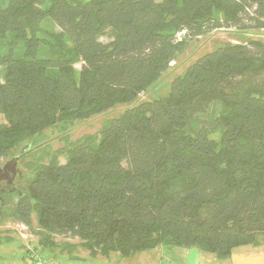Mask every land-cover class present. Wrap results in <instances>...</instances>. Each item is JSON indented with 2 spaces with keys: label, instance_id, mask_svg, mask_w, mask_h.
Returning a JSON list of instances; mask_svg holds the SVG:
<instances>
[{
  "label": "trees",
  "instance_id": "obj_1",
  "mask_svg": "<svg viewBox=\"0 0 264 264\" xmlns=\"http://www.w3.org/2000/svg\"><path fill=\"white\" fill-rule=\"evenodd\" d=\"M223 28L264 29V0H0V163L134 100L190 39ZM27 165L0 185V221L8 210L38 235L25 264L72 263L68 237L120 257L163 244L226 258L264 242V42L219 45L166 95Z\"/></svg>",
  "mask_w": 264,
  "mask_h": 264
},
{
  "label": "rangeland",
  "instance_id": "obj_2",
  "mask_svg": "<svg viewBox=\"0 0 264 264\" xmlns=\"http://www.w3.org/2000/svg\"><path fill=\"white\" fill-rule=\"evenodd\" d=\"M48 27L52 28V23H48ZM112 32L111 29L105 30L99 36V39L103 42L109 41L113 36ZM249 39H260L264 42V29L247 31L229 28L214 29L202 34V36L192 38L190 39L187 48L182 53H179L176 59L170 63V67L161 74L146 91L141 92L134 100L126 103H117L111 108L87 118L76 119L70 124L65 132L54 127L44 130L42 135H40V133L36 134L28 139V141L31 142L34 141L35 137V145H32L35 149L33 150L32 146L27 145V149L31 148L29 150L30 153L34 151L32 156L30 153L22 152V150H20L19 147L24 144V141L21 142L20 146L13 151L11 156L5 159L7 160L12 157H17L16 167L20 170L21 179L19 180V176H17L15 178V183H17L18 180L20 182L24 181L23 177L30 173L27 165L30 158L35 160V162H38V160H41V162L47 161V153H50L52 150L64 144L78 142L86 135L98 132L103 124L121 114L126 108L136 105L143 100L166 95L169 90L170 81L176 75L182 73L186 67L200 55L214 50L225 42H245ZM75 68L79 70L80 63H76ZM217 136L218 135L216 134L214 137ZM22 148L23 147H21V149ZM27 149L25 150L27 151ZM60 160L64 161V157H60ZM4 162L5 161H1L0 165ZM6 212H8V210H5V215H8V217L4 221H0V264H25L22 259L27 254L31 257L30 254L33 253V250L27 251V248L29 247L27 246V243L33 245L32 248H35L37 251L40 248L37 238L38 235H36L31 229H26L23 224L13 221ZM35 220L36 219H34V222ZM60 238V236H57L55 239L60 240ZM64 241L74 244V247L71 248L70 256L71 254L72 256H76L77 258H74V260L78 264H160L161 258L159 255L163 253L155 251L158 250L157 247L155 249L139 252L126 259H119L118 257H115V254L110 257H104L102 255L95 257L89 255V251L78 243V238L68 237ZM23 243L26 244V248L23 247ZM39 253L40 251H38V254ZM45 255L47 256L46 253ZM164 258L165 256H163V259ZM219 262V264H228L226 261ZM45 263H47V259H45Z\"/></svg>",
  "mask_w": 264,
  "mask_h": 264
},
{
  "label": "crops",
  "instance_id": "obj_3",
  "mask_svg": "<svg viewBox=\"0 0 264 264\" xmlns=\"http://www.w3.org/2000/svg\"><path fill=\"white\" fill-rule=\"evenodd\" d=\"M229 29H233V28H229ZM155 248L158 249L155 251L163 252L162 254L159 255V257L161 258L160 264H205V263L219 264L220 263L219 261H226V263L228 264H264V242L258 244H244L236 248H233L231 252H229L230 255L226 258H220L211 252L200 251L195 247L185 248L182 246L161 244L151 249H155ZM151 249H147V250H151ZM113 254H115V257H118L119 259H126L135 255L133 254L128 257H120V255L117 252H112L107 257H110ZM97 256L100 255H96L95 257ZM163 256H165L164 259ZM68 258L73 262L70 263V261H63L60 264H78L74 260V258H77L76 256H72V258L68 256ZM46 259L48 264H59L60 262V261L56 262L57 259H52L48 257H46Z\"/></svg>",
  "mask_w": 264,
  "mask_h": 264
},
{
  "label": "water",
  "instance_id": "obj_4",
  "mask_svg": "<svg viewBox=\"0 0 264 264\" xmlns=\"http://www.w3.org/2000/svg\"><path fill=\"white\" fill-rule=\"evenodd\" d=\"M17 157L7 159L2 165H0V181L4 180L7 183H11L16 173L20 174V170L16 167ZM9 173H11L9 175ZM9 175V176H8Z\"/></svg>",
  "mask_w": 264,
  "mask_h": 264
},
{
  "label": "built area",
  "instance_id": "obj_5",
  "mask_svg": "<svg viewBox=\"0 0 264 264\" xmlns=\"http://www.w3.org/2000/svg\"><path fill=\"white\" fill-rule=\"evenodd\" d=\"M26 227V226H25ZM27 229V227H26ZM28 250H33V253L30 254L31 256H37L36 254H38L37 250L33 249L32 246L28 247ZM29 256V255H28ZM39 264H42V263H39Z\"/></svg>",
  "mask_w": 264,
  "mask_h": 264
},
{
  "label": "flooded vegetation",
  "instance_id": "obj_6",
  "mask_svg": "<svg viewBox=\"0 0 264 264\" xmlns=\"http://www.w3.org/2000/svg\"><path fill=\"white\" fill-rule=\"evenodd\" d=\"M5 161H6V160H5ZM10 174H11V173H9V175H10ZM9 175H8V176H9ZM17 176H19V175L16 173L15 178H16ZM15 178H14L13 181H15ZM4 184H6V181L1 180V181H0V185H4Z\"/></svg>",
  "mask_w": 264,
  "mask_h": 264
},
{
  "label": "bare ground",
  "instance_id": "obj_7",
  "mask_svg": "<svg viewBox=\"0 0 264 264\" xmlns=\"http://www.w3.org/2000/svg\"><path fill=\"white\" fill-rule=\"evenodd\" d=\"M25 246H26V244H25ZM27 246L30 247V246H33V245H31L30 243H29V244L27 243ZM34 249H35V248H34ZM27 251H28V248H27Z\"/></svg>",
  "mask_w": 264,
  "mask_h": 264
}]
</instances>
